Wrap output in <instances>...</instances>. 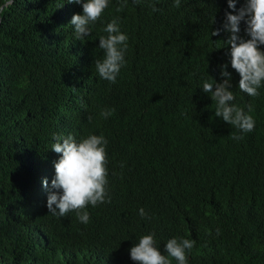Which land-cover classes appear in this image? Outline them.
Returning <instances> with one entry per match:
<instances>
[{
  "label": "trees",
  "instance_id": "trees-1",
  "mask_svg": "<svg viewBox=\"0 0 264 264\" xmlns=\"http://www.w3.org/2000/svg\"><path fill=\"white\" fill-rule=\"evenodd\" d=\"M264 0H0V264H264Z\"/></svg>",
  "mask_w": 264,
  "mask_h": 264
},
{
  "label": "clouds",
  "instance_id": "clouds-1",
  "mask_svg": "<svg viewBox=\"0 0 264 264\" xmlns=\"http://www.w3.org/2000/svg\"><path fill=\"white\" fill-rule=\"evenodd\" d=\"M258 20H260V21H264V20H262V19H258ZM264 23V22H263Z\"/></svg>",
  "mask_w": 264,
  "mask_h": 264
}]
</instances>
